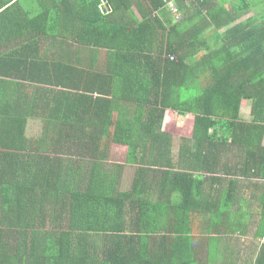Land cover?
<instances>
[{"label":"trees","instance_id":"1","mask_svg":"<svg viewBox=\"0 0 264 264\" xmlns=\"http://www.w3.org/2000/svg\"><path fill=\"white\" fill-rule=\"evenodd\" d=\"M14 2L0 3V19L24 5ZM41 11L89 58L0 55V264H193L207 194H224L227 211L235 193L264 194V0H60ZM19 65L39 85L32 95L8 87ZM178 117L190 137H177L188 135Z\"/></svg>","mask_w":264,"mask_h":264},{"label":"crops","instance_id":"2","mask_svg":"<svg viewBox=\"0 0 264 264\" xmlns=\"http://www.w3.org/2000/svg\"><path fill=\"white\" fill-rule=\"evenodd\" d=\"M4 1L0 0V3ZM17 1L19 0H15V2ZM20 1L24 3L22 7L25 9L23 11L22 7L17 8L13 14L0 19V55L10 54L15 51L18 52V55L24 56L23 61L32 55L37 56L42 61L46 58H56L59 62L61 60L65 61L68 49V55L71 54L74 63L76 61L80 63L81 58L84 60L89 58V54L86 51L82 54L80 46L74 44L72 47H67L65 37L56 34L58 32L56 29L57 25L47 23V19L40 15L41 10H45L48 13L50 9L57 6V2L60 0ZM6 8L0 11V13ZM30 9H35V15H40L37 20V29L33 32H28V25H24L30 21L26 15ZM44 32L46 33L44 34ZM213 32L210 31L209 35H212ZM14 54L17 55L16 53ZM104 54L103 49L99 50L98 58L100 55V59H102V55ZM84 63L88 66L90 62ZM96 69L101 71L103 66L97 65ZM27 71L29 70L22 65L12 70L15 77L7 79L10 80L8 87L18 90H31L30 94L32 95L34 87L39 85L22 77V73L25 74ZM35 71L41 74L42 71H48V69L42 67L40 70L36 69ZM4 86H6V83H4ZM27 98L28 96L25 97V100ZM242 115L250 118V105L243 106ZM32 122H35V120ZM250 183L257 185L255 182ZM262 192L263 190L255 191V188L251 187L249 190L244 189L238 195L235 193L231 211L225 210L223 206L220 207V204L217 202V200L225 198L224 194L214 193L206 195L205 199L211 201V203L208 202L211 210L205 213L206 217L204 219L195 221L196 227L193 224V229L196 230L195 243L198 248H202L199 249L195 257L196 260L192 261L193 264H256L259 258L264 256V246H261L260 242V232L264 231V216L263 209L258 203V198L264 196ZM240 198L249 199L250 201L245 200L242 203L243 207H240L237 201ZM173 201L178 202L179 199ZM159 246V244H152L149 247L156 252L159 251Z\"/></svg>","mask_w":264,"mask_h":264},{"label":"rangeland","instance_id":"3","mask_svg":"<svg viewBox=\"0 0 264 264\" xmlns=\"http://www.w3.org/2000/svg\"><path fill=\"white\" fill-rule=\"evenodd\" d=\"M170 8H172L174 11H175V7H171V6H169ZM103 56L104 55H102V59H100V55H99V60L100 61H103ZM178 130L180 131V132H182V133H185V132H187L188 133V135H182V134H178L177 133V137H183V136H187V137H190V130H189V124H188V122H190V120L189 121H187V119L185 120V119H183V118H181V117H178ZM31 126H32V128H31V133H33V134H35V133H38V132H40V128H41V124L39 123V122H32V124H31ZM176 141H177V143H179V141H180V138H176ZM115 155H116V153H115ZM124 155H126V153H125V151L124 152H117V156H120L119 158H118V161H121L122 159L123 160H125V158H124ZM128 176L130 177V178H133L134 176H135V170L133 169V170H129L128 169ZM126 183H128V184H131V181L130 180H128V181H126Z\"/></svg>","mask_w":264,"mask_h":264},{"label":"built area","instance_id":"4","mask_svg":"<svg viewBox=\"0 0 264 264\" xmlns=\"http://www.w3.org/2000/svg\"><path fill=\"white\" fill-rule=\"evenodd\" d=\"M169 6H171V7H175L173 4H170ZM174 12H176V9H175V11ZM174 58H172V60H173ZM261 244H263L264 245V238H262L261 239Z\"/></svg>","mask_w":264,"mask_h":264}]
</instances>
